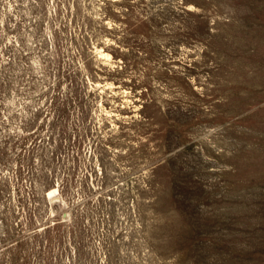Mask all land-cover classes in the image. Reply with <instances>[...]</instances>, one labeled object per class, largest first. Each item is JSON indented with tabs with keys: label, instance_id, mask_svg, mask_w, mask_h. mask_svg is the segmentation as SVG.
Masks as SVG:
<instances>
[{
	"label": "rangeland",
	"instance_id": "1",
	"mask_svg": "<svg viewBox=\"0 0 264 264\" xmlns=\"http://www.w3.org/2000/svg\"><path fill=\"white\" fill-rule=\"evenodd\" d=\"M0 264H264V0H0Z\"/></svg>",
	"mask_w": 264,
	"mask_h": 264
},
{
	"label": "bare ground",
	"instance_id": "2",
	"mask_svg": "<svg viewBox=\"0 0 264 264\" xmlns=\"http://www.w3.org/2000/svg\"><path fill=\"white\" fill-rule=\"evenodd\" d=\"M52 193V192H51Z\"/></svg>",
	"mask_w": 264,
	"mask_h": 264
}]
</instances>
